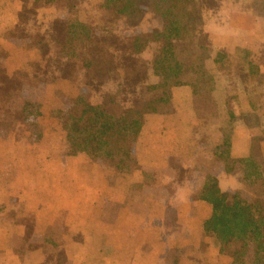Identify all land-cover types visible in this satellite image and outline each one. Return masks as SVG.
I'll list each match as a JSON object with an SVG mask.
<instances>
[{
  "label": "crops",
  "instance_id": "obj_1",
  "mask_svg": "<svg viewBox=\"0 0 264 264\" xmlns=\"http://www.w3.org/2000/svg\"><path fill=\"white\" fill-rule=\"evenodd\" d=\"M92 1L90 3L96 6ZM199 1L202 2L204 18L202 42L214 52L224 53L228 57L226 70L218 76L215 105L208 108L205 118L201 120L195 111L192 88H174V110L167 114L146 116L132 156L133 160L136 155L143 171L140 175L135 173L130 176L126 182L127 190L118 192V195L105 189L108 174L98 173L91 181L84 178L91 164L86 155L62 157L58 154L57 157L44 160L40 166L35 163L32 168L28 161H18V165H14L15 169H19L17 176H0V264L44 263L45 256L40 251L22 257L11 252L7 237L9 227L3 222V216L9 214L14 206L12 204L9 207L8 201L41 200L43 197L56 207L53 211L49 210V220L43 219L42 222L38 218V229L52 226L57 218L55 213L64 207L67 211L65 222L70 225L68 235L71 234L66 238V242L70 243H65V247L102 248V252L99 251L101 264H233L229 257L221 254L216 240L204 234V223L211 217L212 207L198 200V193L210 175L219 179L220 187L225 192L237 189L243 193L252 189L257 192L261 190L262 195L258 194L252 200L260 199L264 204V82L252 81L248 67L239 58L240 51H247L251 54L250 61L253 64L264 67V14L261 12L260 0ZM102 2L100 0V4ZM18 6V0H0V11L5 8L15 13ZM123 22L127 21L124 19ZM7 24L8 21L1 26L5 29ZM160 26L161 21L153 5L152 8L149 6V13L137 25H126L122 38L127 42L123 45L131 43L138 33L157 31ZM114 41L116 44L120 42L118 37ZM139 56L149 65L153 62L151 53ZM148 95L151 98L152 95ZM42 112L45 113L44 110ZM230 112L235 117L231 159L243 160L253 156L262 170L263 180L252 189L241 184L244 169L238 166L233 175H227L226 161L218 155L226 154L222 131L230 123ZM61 169L63 173H60ZM154 170L161 172L156 176L160 178L159 182L177 184V192L172 196L176 203H172L171 207L159 205L155 209V214L161 216L159 219L150 218L151 206L145 201L148 193L140 194L144 206L149 207L144 211L148 214L142 210L139 211L143 214H137L133 201H128L131 198V186L142 185L145 181L143 173ZM21 172L25 173L24 179L21 178ZM82 187L88 190L83 191ZM72 188L76 191L70 192ZM109 203L117 208L112 222L104 215L105 206H109ZM38 204L40 201L33 204L32 209ZM25 206L29 208L27 203ZM169 212L190 218L176 226H162L159 229L157 226L154 231V218L157 223H165ZM75 217H78L76 221ZM22 227L16 226L20 236H23ZM73 231L76 235L83 231L89 239L87 236V242L74 239ZM93 234L97 235V239L100 237L97 244H92ZM75 255L73 258L80 264L85 263L80 254Z\"/></svg>",
  "mask_w": 264,
  "mask_h": 264
},
{
  "label": "rangeland",
  "instance_id": "obj_2",
  "mask_svg": "<svg viewBox=\"0 0 264 264\" xmlns=\"http://www.w3.org/2000/svg\"><path fill=\"white\" fill-rule=\"evenodd\" d=\"M3 1L6 2V0ZM90 1L61 0L56 4L48 5L46 0H41L37 4L18 0L19 6L16 7L15 13L11 9L7 11L5 8L0 11L1 177L17 176L19 169H15L14 165H18V161H28L32 168L35 167V163L40 166L41 162L51 159L53 156L57 157L58 154L62 157L67 156V118L70 113H67L65 109L72 104L70 108H73L75 111L73 112L75 114L78 112L79 115H82L86 104L102 106L112 114H117L121 108L134 106L132 100L129 101L128 97L130 96H126L122 91L126 83L124 73L128 68L127 56L129 55L123 50L125 49L123 43L127 41L122 37L126 32V25L134 27L138 23L132 24L126 16L117 17L106 12L102 8L104 0L102 4H100V0H93L92 2L96 6ZM152 1L154 0H145L140 3L139 8L143 10V17L149 13V6L152 8V4H150ZM200 3L202 6L201 1ZM124 19L127 22H123ZM6 21L9 24L4 29L1 24ZM72 21L87 23L92 29V37L88 43L80 45L77 49L66 50L64 45L68 27ZM162 23L157 31L162 30ZM143 34L138 33L137 35ZM115 37H118L120 41L118 44L114 41ZM239 58L241 59L240 55ZM139 59L143 64H148L143 57L139 56ZM116 61L117 63H115ZM138 89V92L146 93V89ZM125 97L128 98V102H124ZM27 101L42 104V111L44 110L45 113L38 121H23L21 110ZM32 123H36V128L31 127ZM39 148H41L40 152H38ZM85 157L91 164L85 171L84 178L91 181L98 173L108 174L109 178L104 183L105 189L110 190L109 193L114 191L117 195L118 192L127 190L126 182L130 176L135 173L140 175L143 171L136 155L121 173L110 170L104 162ZM230 165L229 162H226V168ZM238 166L244 169L245 175L246 169L241 164H236L233 174ZM44 170L47 171V169ZM60 173H63L62 169ZM160 173L157 170L144 172L145 181L143 184L131 186L129 192L131 198H128V201H133V208H136L137 214H143L149 208L144 206L141 192L149 194L145 201L151 206L152 216L150 218L159 219L161 217L155 214V209L159 205L171 207L172 203H176V199H172V196L177 192V184L159 182L160 178L157 179L156 176H159ZM24 176L25 173L21 172V178L24 179ZM147 178L148 181H152V184L146 183ZM82 190L88 189L82 187ZM72 191L76 190L72 188L70 192ZM237 192L242 191L237 189L226 193L234 197ZM243 194L252 200L256 195H262V192L252 189ZM133 197L136 198L133 200ZM37 201H40V204L32 209V205ZM8 203L9 207L12 204L14 206L11 207L9 214L3 216V222L7 223L6 225L9 227L7 237L11 252H16L22 257L29 256L33 251H40L45 256V261L42 264H80L73 258V254H80L84 264H96V262L101 264L102 256H99V251L102 248L97 250L91 246L88 249L65 247V243H70L66 242V238L71 234L68 235L70 225L65 222L67 211L64 210V207H60L59 213H55L57 218L52 226H41L38 229V218L41 221L43 219L46 221L51 217L49 210L53 211L56 207L52 201L50 204L49 200L43 197L41 200L15 199ZM26 203L29 208L25 206ZM108 205L105 206L104 215L108 216L112 222L117 208L111 203ZM189 218L187 216L182 218L174 212H169L165 223H157L154 218V231L157 226L158 229L162 226H176L179 223L183 224L184 219ZM77 219L78 217H75V221ZM17 225L23 226V236L16 232ZM73 235L74 239L82 240V242L85 241L86 236L89 239L87 233L83 231L78 232V235L73 231ZM13 236L17 238H13ZM96 236L93 234L92 244L98 243L100 237L97 239ZM249 264H252L251 258Z\"/></svg>",
  "mask_w": 264,
  "mask_h": 264
},
{
  "label": "trees",
  "instance_id": "obj_3",
  "mask_svg": "<svg viewBox=\"0 0 264 264\" xmlns=\"http://www.w3.org/2000/svg\"><path fill=\"white\" fill-rule=\"evenodd\" d=\"M39 3L41 0H23ZM61 0H46L48 5ZM145 0H104L102 8L116 16H126L132 24L142 18L140 3ZM157 17L163 22L161 31L136 35L125 46L128 53V68L124 74L122 91L129 95L134 106L110 113L102 106L86 104L82 115L74 113L69 106L67 118L66 147L68 157L84 154L94 161H101L114 172H122L131 163L134 148L143 130L145 118L151 114H167L174 110L173 90L177 87H191L194 93V107L203 120L209 107L215 105L214 94L219 73L226 70L227 55L214 52L202 42L204 26L203 8L199 0H154ZM264 14V0H260ZM92 29L87 23L72 21L68 27L66 50L88 43ZM123 52V51H122ZM151 53V65L143 64L139 55ZM242 64L248 67L254 82H264V67L250 61L251 54L239 52ZM149 67V68H148ZM140 82V83H139ZM139 83V84H138ZM146 89V93L137 88ZM152 95L151 98L148 95ZM149 96V97H148ZM125 97L124 102H128ZM76 109V108H75ZM74 111V112H73ZM66 113V114H67ZM23 121H38L42 118V104L27 101L22 107ZM230 123L224 128V149L218 154L231 165L225 173L231 175L236 164L245 169L242 185L254 188L263 180V174L252 156L234 160L230 157L235 117L229 113ZM36 128V123L31 124ZM149 178V177H148ZM146 179V183L152 181ZM155 183V181H154ZM198 200L212 207L211 217L204 223V234L216 240L222 255L233 264H264V204L262 200H249L243 192L234 197L224 192L217 177L207 176L198 193Z\"/></svg>",
  "mask_w": 264,
  "mask_h": 264
}]
</instances>
